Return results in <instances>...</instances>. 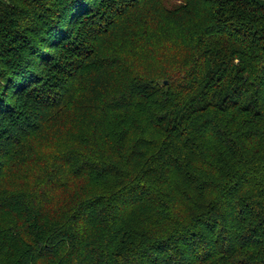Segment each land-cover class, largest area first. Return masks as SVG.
<instances>
[{
  "label": "trees",
  "instance_id": "trees-1",
  "mask_svg": "<svg viewBox=\"0 0 264 264\" xmlns=\"http://www.w3.org/2000/svg\"><path fill=\"white\" fill-rule=\"evenodd\" d=\"M149 1L0 0V184L103 62L101 35ZM189 2L201 8L182 12L176 57L151 72L104 61L126 85L105 108L125 112L121 139L60 152L14 196L0 188L11 264H264V1Z\"/></svg>",
  "mask_w": 264,
  "mask_h": 264
},
{
  "label": "rangeland",
  "instance_id": "rangeland-1",
  "mask_svg": "<svg viewBox=\"0 0 264 264\" xmlns=\"http://www.w3.org/2000/svg\"><path fill=\"white\" fill-rule=\"evenodd\" d=\"M200 8L198 3L193 4L189 0H150L142 10L127 12L116 28H110L106 31L108 33L101 35L91 53L93 55L94 52L96 58L103 62L95 60L97 67L86 66L79 81H74L62 108L53 110L36 136L27 139L26 144L14 151L6 168V179L3 178L0 184L1 191L10 186L7 189L14 196L18 189L13 187L15 184L21 186L22 177L44 173L47 166L66 149L79 147L87 141H107L110 134L117 140L121 139L123 123L127 122L125 112L113 113L105 108H109L123 93L126 85L114 72L115 67L104 61L106 58L119 60L129 67L133 64L138 72L153 71L157 63L173 59L184 50L186 46L181 47V41L185 35L180 29L185 15L182 12H192V18H196ZM80 26L77 25L76 29ZM98 187L95 184L91 189L94 191ZM108 189L106 192L110 191ZM12 220L13 216L0 215V237ZM19 253L20 249L7 252L3 246L0 264H11L10 260L14 262Z\"/></svg>",
  "mask_w": 264,
  "mask_h": 264
}]
</instances>
